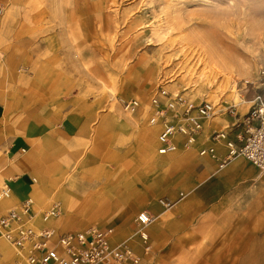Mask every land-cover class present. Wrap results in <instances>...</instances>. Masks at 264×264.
<instances>
[{
    "label": "rangeland",
    "instance_id": "rangeland-1",
    "mask_svg": "<svg viewBox=\"0 0 264 264\" xmlns=\"http://www.w3.org/2000/svg\"><path fill=\"white\" fill-rule=\"evenodd\" d=\"M159 90L222 111L264 102V0H0V144L36 136L40 121L53 127L69 114L83 121L112 115L84 124L94 135L77 153L51 145L59 168L40 180L34 171L51 188L38 211L56 207V222L70 216L66 229L43 228L114 227L113 202L144 194L149 183L138 185L124 169L157 139L160 125L149 118ZM130 100L138 103L134 112L122 108Z\"/></svg>",
    "mask_w": 264,
    "mask_h": 264
},
{
    "label": "crops",
    "instance_id": "crops-1",
    "mask_svg": "<svg viewBox=\"0 0 264 264\" xmlns=\"http://www.w3.org/2000/svg\"><path fill=\"white\" fill-rule=\"evenodd\" d=\"M214 106L215 116L203 122L194 145L184 148V138H180L175 151L159 154L157 139H153L144 148L147 152L136 154L133 166L124 169V174L134 176L138 185L148 182L149 187H143L144 194L136 197L137 202L132 203L124 196L113 202L112 207L116 209L109 219L114 225L109 227L113 231L110 243L114 245L127 240L140 257L138 264H264V172L242 157L219 167L226 149L208 136L226 130L228 137L233 139L239 129L235 127L237 119L226 112L233 105L223 111ZM249 108L234 110L241 117ZM94 118L97 122L101 118L107 122L111 121L112 115L94 114L92 120L83 121L81 114H69L53 127L44 120L38 122L36 136L1 142L0 186L5 183L11 194L8 199L0 200V216L6 209L19 207L28 199L32 200L37 212L48 206L49 182L39 180L43 174L45 178L51 167H60L56 159L61 157L50 156V146L55 145L56 152L63 149L77 153L78 146L88 141L84 137L94 135V131L83 129L84 124L95 122ZM118 135L125 137V131H119ZM203 147H212L216 159L207 154L200 155L199 150ZM112 171L113 168H104L103 174L109 175ZM158 196L162 198L157 199ZM160 199L169 201L171 207L164 208ZM85 204L84 199L78 206ZM143 211L153 217L145 229L148 251L144 250L137 235L131 236L133 229L135 231V217ZM69 220L70 216L60 222L52 219L43 223L37 217L33 225L36 229L52 225L63 230L68 228ZM14 252L16 249L0 238V264H22Z\"/></svg>",
    "mask_w": 264,
    "mask_h": 264
},
{
    "label": "built area",
    "instance_id": "built-area-1",
    "mask_svg": "<svg viewBox=\"0 0 264 264\" xmlns=\"http://www.w3.org/2000/svg\"><path fill=\"white\" fill-rule=\"evenodd\" d=\"M163 98L164 103L159 99ZM183 102L178 96L172 98L165 90L154 93L150 100L152 108L149 123H159L157 135V152L167 154L176 150L177 141L184 138L183 147L194 145L195 138L201 133L203 122L212 119L215 107L207 102L201 104L185 103L179 114L168 119V113L174 104ZM164 104V107H162ZM137 101L123 102L126 112H134ZM237 119L235 127L239 130L233 139L228 137L226 130L212 132L208 137L214 143H220L226 149V155L219 161L223 167L236 157H242L259 171L264 172V102L258 97L249 110L241 117L233 107L226 111ZM177 135L180 137L177 138ZM200 155L215 157L212 147L199 150ZM8 187L0 190V198L8 194ZM164 208L171 203L159 200ZM31 200L28 199L19 207L11 208L0 216V238L15 245L22 255V264H138L140 257L132 250L128 241L112 245L110 237L112 229H89L85 231L56 232L51 228H42L38 233L24 225L27 219L32 220ZM58 209L53 207L43 216L55 217ZM153 217L143 211L135 217V231L145 251L149 250L148 237L145 231Z\"/></svg>",
    "mask_w": 264,
    "mask_h": 264
},
{
    "label": "bare ground",
    "instance_id": "bare-ground-1",
    "mask_svg": "<svg viewBox=\"0 0 264 264\" xmlns=\"http://www.w3.org/2000/svg\"><path fill=\"white\" fill-rule=\"evenodd\" d=\"M215 107V106H214ZM234 109V108H233ZM249 110V109H248ZM235 111V110H234ZM235 112H237V111H235ZM211 120V119H210ZM209 120V121H210ZM9 194H6V196H3V197H1L0 198V200H2V199H4V198H9ZM31 203H32V206H31V210H32V212H31V214L33 215L32 216V220H30V219H26L25 221H24V225L26 226V227H28V229H30L31 231H33V232H39L41 229H36L35 228V226L33 225V222H34V220L38 217L39 219H40V221L41 222H43V223H46V222H48V221H50V220H52V219H54L52 216H43V214H44V212L43 213H40L39 211L37 212V211H35L34 209H33V202H32V200H31ZM50 211V210H49ZM5 241V240H4ZM8 243V242H7ZM9 245H11L14 249H16V251L17 252H19V249L15 246V245H12V244H10V243H8Z\"/></svg>",
    "mask_w": 264,
    "mask_h": 264
}]
</instances>
